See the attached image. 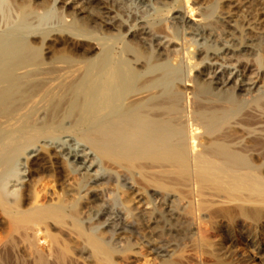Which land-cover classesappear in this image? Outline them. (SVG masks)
I'll list each match as a JSON object with an SVG mask.
<instances>
[{"label": "bare ground", "instance_id": "bare-ground-1", "mask_svg": "<svg viewBox=\"0 0 264 264\" xmlns=\"http://www.w3.org/2000/svg\"><path fill=\"white\" fill-rule=\"evenodd\" d=\"M202 1L0 0V264L80 247L138 264L81 226L113 191L119 230L199 240L202 264H246L240 242L264 264V0Z\"/></svg>", "mask_w": 264, "mask_h": 264}, {"label": "rangeland", "instance_id": "rangeland-1", "mask_svg": "<svg viewBox=\"0 0 264 264\" xmlns=\"http://www.w3.org/2000/svg\"><path fill=\"white\" fill-rule=\"evenodd\" d=\"M204 1L205 0H203L202 3ZM199 2H201V1H199ZM198 7H199V5L196 4L195 8H198ZM197 12L199 13V10H197ZM198 13H196V14H198ZM67 165L68 164L65 163V170L67 172L66 176H67V174H69L68 179H70V178H72V176H70L72 174L71 173L72 169H70L69 168L70 166H67ZM15 171L17 172V174L19 173V169L15 170ZM102 182L104 184H106L108 181L103 180ZM123 184L124 183L122 181L119 182V185H121L122 187H123ZM12 191H13V189H12ZM105 195L106 194H104V197L102 198L101 201H98L96 203L95 207L93 206L94 208L91 207V208L84 209L81 211L82 213L80 215L79 220L81 222V226L84 227V229L87 231L88 234L93 235V236L99 235V237L102 238L104 244L115 249V251L118 253V255L119 254L121 255L122 252H123L122 254H132V255L135 253L136 254L135 256L136 257L138 256V259H139V260L137 259L138 264H161L162 262H164V260H167L166 262H164V264H166L168 261L172 262V261H175L177 259L179 260L182 256H183V258L180 260L184 261L185 264H187L188 263L187 261H189V260L192 262V264H202L203 259L199 258L200 255L198 253H196L198 250L196 248V244L199 240L195 241V240L186 239L187 240L186 241L185 238H180V240H179L178 237L176 238V236H174V239H173V235H171L170 237L164 236L162 240H155V239H157L158 232L160 234L161 231L152 229L150 226H146V227L145 226H142V227H134L133 226L132 227V225H130L131 227H128L126 229L124 228L125 232H123L124 230H119L120 226H118V227H116V225L111 226L112 225L111 219H113L115 215L112 216V211L110 213V210H107V207L109 204H112V203L118 204L120 202L119 201L120 195L116 194L115 191L112 192L111 199H108V197ZM71 202L72 201H70L69 203L71 204ZM92 208H93V210H92ZM90 211H92V212H90ZM102 211H104V213H102ZM110 216H112V218L109 220ZM107 221H110V222H107ZM82 223H84V224H82ZM196 231H198V230L194 231L197 234L198 232H196ZM118 232L122 233V234L120 236L116 235V234H118ZM102 233L103 234L105 233V234L102 235ZM115 235L123 242H121L119 244V242H118L119 240L116 241L114 239ZM147 238H148V240H147ZM151 238L154 239L156 242V243H154V245H157L159 243V241H163V240H164V244L167 242L169 244L174 243L175 247H177L176 249L178 250V251L176 250V252H177L176 255H174V257H173L172 256L173 253H172L171 255L169 254L170 255V256H168L169 258L168 257L165 258L167 253H162V254H160V256H158V255L154 254L153 252H151L149 244H148V241ZM166 238H168V241ZM181 239L185 240V241H182ZM219 239L220 238H214L213 242H217ZM191 241H193L194 244H192L193 242H191ZM191 244L193 246H190ZM176 245H178L179 247ZM153 248L154 247H152V249ZM204 248L207 249L208 247L205 246ZM71 249H72V251H71L72 256L76 259L78 258L77 261L75 260V263L77 262L76 264H92V261L89 257L90 255L87 252L82 253L83 249L81 247L78 248L80 250H75V248L74 249L71 248ZM236 250H237L238 255L236 257V260L234 261L235 263L238 261V259H244L245 258L244 260H246L247 262L249 261L248 264H261L260 261L258 259H255L251 255V252H249L251 250L250 247H247L244 244L238 242L236 244ZM73 251H75V252H73ZM137 252H138V254H137ZM181 253H183L184 255ZM179 255H181L180 258H179ZM162 258H164V259L162 260ZM79 259H81V261H79ZM172 259H174V260H172ZM116 260H119V259H116ZM116 262H118V261H116ZM247 262H246V264H247ZM118 263L122 264L121 261H119ZM168 264H171V263H168ZM189 264H191V263H189ZM209 264H212V263L210 262Z\"/></svg>", "mask_w": 264, "mask_h": 264}]
</instances>
